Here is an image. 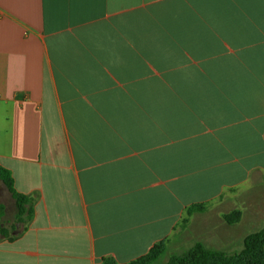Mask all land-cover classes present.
<instances>
[{
	"label": "crops",
	"instance_id": "0c3cea01",
	"mask_svg": "<svg viewBox=\"0 0 264 264\" xmlns=\"http://www.w3.org/2000/svg\"><path fill=\"white\" fill-rule=\"evenodd\" d=\"M0 167L35 198L0 264H129L251 191L264 0H0Z\"/></svg>",
	"mask_w": 264,
	"mask_h": 264
},
{
	"label": "rangeland",
	"instance_id": "374dc122",
	"mask_svg": "<svg viewBox=\"0 0 264 264\" xmlns=\"http://www.w3.org/2000/svg\"><path fill=\"white\" fill-rule=\"evenodd\" d=\"M252 180L250 187L253 188L249 192L228 191L214 207L198 204L205 206L203 213L187 217V208L176 233L164 241L167 252L157 264H166L172 256L184 254L198 242L209 249L228 254L240 252L244 247L243 238L264 228V173L257 174ZM237 211L241 212L240 222L235 225L226 223L224 216ZM15 214V209L11 208L8 214L9 229ZM11 234L14 235L13 232Z\"/></svg>",
	"mask_w": 264,
	"mask_h": 264
},
{
	"label": "trees",
	"instance_id": "16d2710c",
	"mask_svg": "<svg viewBox=\"0 0 264 264\" xmlns=\"http://www.w3.org/2000/svg\"><path fill=\"white\" fill-rule=\"evenodd\" d=\"M0 180L4 183L16 203V214L11 229L8 228L6 208L0 204V239L14 241L22 236L31 224L35 214V198L19 193L11 171L0 167ZM205 206L196 205L187 210V217L195 213H203ZM224 220L229 225H235L241 220V212L225 215ZM187 221V219L185 220ZM14 233L11 236V232ZM167 252L166 242L156 244L148 254L129 264H157ZM104 264H117L112 259L104 260ZM166 264H264V228L248 235L244 239L243 249L235 254L207 248L198 242L181 255L172 256Z\"/></svg>",
	"mask_w": 264,
	"mask_h": 264
}]
</instances>
